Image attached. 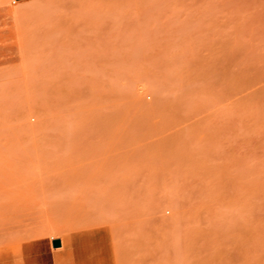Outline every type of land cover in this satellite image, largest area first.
Wrapping results in <instances>:
<instances>
[{
  "label": "rangeland",
  "instance_id": "1",
  "mask_svg": "<svg viewBox=\"0 0 264 264\" xmlns=\"http://www.w3.org/2000/svg\"><path fill=\"white\" fill-rule=\"evenodd\" d=\"M0 264H264V0H0Z\"/></svg>",
  "mask_w": 264,
  "mask_h": 264
}]
</instances>
